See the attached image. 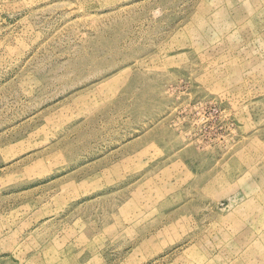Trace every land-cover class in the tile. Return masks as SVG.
I'll use <instances>...</instances> for the list:
<instances>
[{
  "label": "rangeland",
  "instance_id": "rangeland-1",
  "mask_svg": "<svg viewBox=\"0 0 264 264\" xmlns=\"http://www.w3.org/2000/svg\"><path fill=\"white\" fill-rule=\"evenodd\" d=\"M0 264H264V0H0Z\"/></svg>",
  "mask_w": 264,
  "mask_h": 264
}]
</instances>
